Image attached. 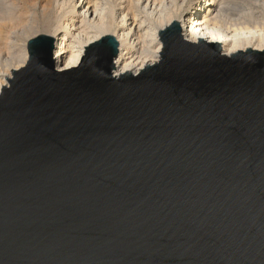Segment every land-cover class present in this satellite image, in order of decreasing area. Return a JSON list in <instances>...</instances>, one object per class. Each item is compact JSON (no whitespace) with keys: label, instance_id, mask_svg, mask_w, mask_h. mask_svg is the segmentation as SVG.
<instances>
[{"label":"water","instance_id":"1","mask_svg":"<svg viewBox=\"0 0 264 264\" xmlns=\"http://www.w3.org/2000/svg\"><path fill=\"white\" fill-rule=\"evenodd\" d=\"M115 76L109 33L0 91V264H264V51L188 42ZM12 70V69H11Z\"/></svg>","mask_w":264,"mask_h":264},{"label":"bare ground","instance_id":"2","mask_svg":"<svg viewBox=\"0 0 264 264\" xmlns=\"http://www.w3.org/2000/svg\"><path fill=\"white\" fill-rule=\"evenodd\" d=\"M235 2L236 0H0V47L6 43L14 45L11 43L13 41H19L20 44L21 37L18 38V33L25 36L21 40L17 57L14 55L18 65L0 74V88L7 87L6 79L11 78L13 70L25 65L28 57L26 45L35 32H31L30 38L27 36L30 31H37L39 28L36 25L37 17L47 18L45 31L41 35L59 41L54 54L57 71L76 67L84 54V46L109 33L116 39L119 47L114 62L115 76L125 73L135 75L146 65L158 61L161 51L159 31L168 24L171 15L176 17L182 36L188 42L203 40L209 44H218L225 55L247 49L264 51V15L254 12L251 7L239 11ZM188 3L189 8L185 10L184 6ZM13 61L12 59L11 63Z\"/></svg>","mask_w":264,"mask_h":264},{"label":"rangeland","instance_id":"3","mask_svg":"<svg viewBox=\"0 0 264 264\" xmlns=\"http://www.w3.org/2000/svg\"><path fill=\"white\" fill-rule=\"evenodd\" d=\"M252 1H253V3H252ZM260 1H262V2H260ZM263 1L264 0H236V5L238 4V10L240 11V9L241 10H243V8L245 9H249L250 7H251V9H254L253 11L254 12H259V13H261V15H264V3H263ZM241 2V3H240ZM255 2V3H254ZM239 3H240V5H239ZM262 3V4H261ZM190 3H188V4H186L185 6H184V9L185 10H187L189 7H187L188 5H189ZM243 4V5H242ZM245 5V6H244ZM255 9H256V11H255ZM47 18L45 17V18H40V17H37V24L36 25H38V29H37V31L36 30H33V31H30L29 33H28V36H27V38H30L31 36H32V33H36V35H35V33L33 34V36L31 37V38H34V37H36V36H38V35H41L42 33H44V31H45V29L44 28H46V23H47ZM261 22H263V21H261ZM40 25H41V27H40ZM45 26V27H44ZM40 28H42V29H40ZM17 29V28H16ZM18 30V29H17ZM41 30H43V31H41ZM19 31V30H18ZM18 31H16V32H18ZM32 32V33H31ZM38 32V33H37ZM40 33V34H39ZM31 34V35H30ZM35 35V36H34ZM21 37V38H20ZM23 37H25V36H22V35H20L19 33H18V38H20V44H19V41H13V42H11V43H13L14 45H8L7 43L6 44H3L2 45V47H0V70H1V72H0V74H2V73H4V72H7L8 70H10V69H13L16 65H18V64H16V60H15V57H14V55L17 57V55H18V51H19V48L21 47V45H22V42H21V40H23ZM58 45H59V42H58ZM12 47V48H11ZM11 49V50H10ZM3 51V52H2ZM17 52V53H16ZM10 55H12V56H10ZM11 57V58H10ZM5 58V59H4ZM14 60L13 62H15L14 64H13V62L11 63V60ZM1 60H3V61H1ZM8 62V63H7ZM10 64V65H9ZM8 66V68H7V66ZM14 65V66H13ZM5 66V67H4ZM10 66V67H9ZM12 66V67H11ZM17 67V66H16ZM15 67V68H16ZM2 70H4V71H2Z\"/></svg>","mask_w":264,"mask_h":264}]
</instances>
